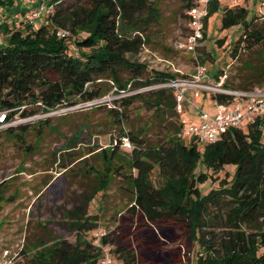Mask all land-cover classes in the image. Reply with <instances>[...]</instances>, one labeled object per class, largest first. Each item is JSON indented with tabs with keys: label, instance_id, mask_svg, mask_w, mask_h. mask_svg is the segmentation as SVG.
I'll return each instance as SVG.
<instances>
[{
	"label": "trees",
	"instance_id": "16d2710c",
	"mask_svg": "<svg viewBox=\"0 0 264 264\" xmlns=\"http://www.w3.org/2000/svg\"><path fill=\"white\" fill-rule=\"evenodd\" d=\"M15 1L0 0V14L9 22L1 28L6 45L0 46V113L4 114V124L12 122L15 116L25 119L38 112L99 100L113 88L116 93L124 92L130 83L128 90L134 94L120 99L124 110L141 100L157 114L176 117L173 89L135 92L164 84L171 75L149 74L144 64L129 58L148 47L150 40L145 31L160 17L157 0H44L53 6V14L34 25L23 22L19 29H15L11 19ZM182 1L187 19L194 0ZM218 8L217 1L208 4L203 39L208 18ZM237 25H242V31L231 43L233 58L264 41V14L248 18L246 8L231 5L222 14L220 29ZM58 30L68 35L59 38ZM122 69L131 73L130 79L120 78ZM225 87L250 90L235 88L228 79ZM211 100L228 103L231 98L212 95ZM110 112L120 124L122 113ZM258 126L248 127L246 133L229 129L219 141L202 148L194 140L184 144L177 136L179 129L153 146L146 145L138 131L120 129L121 137L104 156L107 167L98 187L69 213L80 233L75 242L57 241L30 252L24 248L20 254L28 264H98L102 248L109 247L118 264H153L142 261L137 250H131L114 233L102 235L100 247L86 239L85 234L96 229V215L87 214L89 203L112 182L114 177L107 171L116 161L118 168L124 170L117 174L126 186L129 198L125 214L130 220L140 219L151 227L154 236L155 226H181L187 238L204 251L196 264H264V143ZM28 128L19 127L20 132L8 128L3 134L25 144ZM123 139H127L129 146ZM120 148L127 152L121 153ZM199 166L214 174L232 166L234 172L229 181L225 173L217 189L202 195L199 185L209 178L196 174ZM1 188L0 185V203Z\"/></svg>",
	"mask_w": 264,
	"mask_h": 264
},
{
	"label": "rangeland",
	"instance_id": "374dc122",
	"mask_svg": "<svg viewBox=\"0 0 264 264\" xmlns=\"http://www.w3.org/2000/svg\"><path fill=\"white\" fill-rule=\"evenodd\" d=\"M157 1L160 17L158 23L145 31L150 40L147 50L129 57L131 61L144 64L149 74L171 75L167 80L192 78L198 61L206 68L210 78L226 71L228 83L235 88L252 89L264 85V41L242 51L237 58L230 54L231 43L238 38L242 25L220 29L226 0H220L218 10L208 18L205 38L194 52L183 48L187 37L183 1ZM239 2L247 9L248 18L264 14V6L261 7L257 0ZM260 21L258 19L257 23ZM2 39V46H5L4 33ZM163 61H168L170 65ZM119 76L124 81L130 79L131 73L122 69ZM130 86L131 83L126 91L119 93L113 88L105 96L101 108L77 104L48 113L38 112L25 119L15 116L12 122L0 125V185L3 198L0 203V253L4 249L17 253L13 264H28L26 257L20 254L24 248L30 252L35 247H49L57 241L75 242L80 233L75 230L69 213L98 187L99 178L107 167L104 156L115 140L121 137L120 129L124 132L138 131L148 146L163 142L170 133L179 129L177 136L188 145L192 138L181 137V119L194 122L187 114L199 108L209 112L210 94L193 89L184 91L183 114L176 117L169 113L157 114L141 100L124 110L120 99L134 94V91L128 90ZM157 87L141 88L135 92L154 91ZM110 110L122 113L120 124L116 123V116ZM44 121L46 124H43ZM24 126L30 127L24 136L25 144L3 134L8 128L20 132L19 127ZM243 130L247 132V128ZM261 142L264 143V129ZM199 147L203 145L199 144ZM120 152L127 151L120 148ZM118 164L115 161L112 169L107 171L114 177L107 189L99 191L89 203L87 214L96 215V229L87 232L86 239L95 243L102 235L114 233L131 250H137L140 259L147 263L172 264L174 261L175 264H196L204 251L187 238L181 226L173 223L155 226L152 229L157 236H154L150 233L151 227L143 221L130 220L126 216L129 197L122 178L117 174L124 171L118 168ZM233 172L232 166L224 167L219 174L203 166L197 167L196 174L203 173L209 178L199 185L202 195L217 189L225 173H228L225 179L229 181ZM107 249L118 264L112 249Z\"/></svg>",
	"mask_w": 264,
	"mask_h": 264
},
{
	"label": "built area",
	"instance_id": "2783aa9c",
	"mask_svg": "<svg viewBox=\"0 0 264 264\" xmlns=\"http://www.w3.org/2000/svg\"><path fill=\"white\" fill-rule=\"evenodd\" d=\"M212 1L220 0H194L193 6L187 11V37L183 48L187 52H194L203 40L205 19L208 15V4ZM238 0H231L233 5ZM260 6H264V0ZM53 14V6L47 5L44 0H16L13 13L11 15L14 21L15 29H19L21 24L27 23L34 25L36 22ZM8 20L0 14V46L3 45L2 30L7 27ZM59 38L66 37L68 33L63 30L56 32ZM147 49H143L140 54ZM139 54V55H140ZM161 61V60H159ZM170 65L168 61H163ZM228 79L226 71H223L216 78H210L207 70L198 61H196V70L192 78L187 80H168L164 84L157 85V88H171L175 94V112L183 114L182 102L183 94L186 89L194 91H205L212 95L229 96L231 100L228 103L214 102L215 112L210 114L201 109H197V121H187L181 119V137H191L197 144H213L219 141L227 130L232 128L244 129L258 124V128L264 129V85L250 90H232L225 87ZM149 88V87H147ZM104 98L92 102L84 103V106H94L103 104ZM4 124V114L0 113V125ZM126 146H129L127 139H123ZM100 238V237H99ZM100 247L99 239L93 243ZM16 254H12L9 249H4L0 253V264H13ZM98 264H116L110 256L107 247L102 248V257Z\"/></svg>",
	"mask_w": 264,
	"mask_h": 264
},
{
	"label": "crops",
	"instance_id": "0c3cea01",
	"mask_svg": "<svg viewBox=\"0 0 264 264\" xmlns=\"http://www.w3.org/2000/svg\"><path fill=\"white\" fill-rule=\"evenodd\" d=\"M244 2H247V1H249V0H243ZM257 1H259L260 2V4H261V2L262 1H260V0H257ZM219 3V5H221V3H220V1L218 2ZM237 4H240L241 6L243 5V4H241L240 2H239V0H238V2H237ZM231 5H233L232 3H231V0H226V3H225V9H227L229 6H231ZM224 12V11H223ZM196 109V108H195ZM199 109H201V110H203V111H205L204 110V108H199ZM208 113H210V114H212V113H214L215 112V106H214V102L211 100V103H210V105H209V107H208ZM207 112V111H206ZM197 113H198V111L197 110H194V111H192V113L191 112H189L187 115H189L190 114V116L191 117H188L189 119H191V120H194V122H196L197 121Z\"/></svg>",
	"mask_w": 264,
	"mask_h": 264
}]
</instances>
